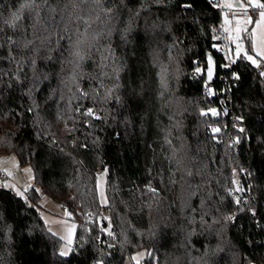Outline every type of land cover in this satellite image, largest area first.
<instances>
[{
  "label": "trees",
  "instance_id": "1",
  "mask_svg": "<svg viewBox=\"0 0 264 264\" xmlns=\"http://www.w3.org/2000/svg\"><path fill=\"white\" fill-rule=\"evenodd\" d=\"M192 2L0 0V157L34 173L0 184V264H264V66L233 38L228 62L222 7ZM43 197L77 225L68 257Z\"/></svg>",
  "mask_w": 264,
  "mask_h": 264
},
{
  "label": "rangeland",
  "instance_id": "2",
  "mask_svg": "<svg viewBox=\"0 0 264 264\" xmlns=\"http://www.w3.org/2000/svg\"><path fill=\"white\" fill-rule=\"evenodd\" d=\"M234 0H222V21H229L230 14L233 9H241L244 11H249L250 9L255 10V19L252 27L245 29L247 37L251 40L252 43V33L259 30L256 28V23L260 20V11L261 9H255L247 0H238V4L233 3ZM259 3L260 0H258ZM231 4L232 7H226L225 5ZM250 12V11H249ZM237 43L242 46V51L237 54ZM252 49V48H251ZM249 47L246 40L235 39L234 45V54L233 58H238L240 55L252 56L256 60V64H253L256 67L264 66V58L258 57L256 53L252 50L249 52ZM251 62V61H250ZM0 173L10 176V182L5 185V187L13 189L19 196L25 197V192L32 186L34 182V173L32 168L29 165L21 166L19 164L18 158L16 155H3L0 157ZM105 181L106 178L103 175H99L97 178V191L99 195V201L102 206H105L107 203L106 193H105ZM103 193V196L101 195ZM38 210L40 215L48 226L49 230L60 237L62 240V245L59 252L62 250L71 249L64 257H68L71 252L74 250L77 225L76 223L69 219L70 213L62 209L58 204L53 202L48 197H43L38 205ZM70 241V242H69ZM146 251L139 250L132 255L128 256L124 264H140V262L145 258Z\"/></svg>",
  "mask_w": 264,
  "mask_h": 264
},
{
  "label": "snow or ice",
  "instance_id": "3",
  "mask_svg": "<svg viewBox=\"0 0 264 264\" xmlns=\"http://www.w3.org/2000/svg\"><path fill=\"white\" fill-rule=\"evenodd\" d=\"M94 2H99V0H94ZM247 2L249 4H251L255 9H261L262 11H260V20L256 23V28L259 30V32L257 33L256 31H254L252 33V43H251V48L252 50L256 53V55L258 57L264 58V4L259 3L258 0H247ZM27 6V0H26V5ZM185 9H192L194 7V4L192 2V0H185V3L182 5ZM226 7L231 8L232 5L231 4H227L225 5ZM15 16V14H14ZM226 23L228 22L227 20L225 21ZM239 24V21L237 22ZM249 23H252L251 18L249 17L248 19H246L244 21V24L247 25ZM237 31L239 32L240 29L238 28ZM94 37H89L85 33H80L77 37V39L74 41L72 47L74 49L73 55L78 59V60H83L85 55L87 54L86 50L92 47V43L91 41L94 40ZM237 39H239V37H237ZM237 54L239 55V53L242 51V46L237 43ZM247 59L249 61H251V63L256 64V60H254L252 58V56L248 55ZM212 75V65H211V57H209V67H208V76L209 79L211 78ZM237 79H239V77H236ZM87 114H91V111L89 110V112ZM213 131H219V129H214ZM241 132L244 131V129H240ZM101 195L103 196V193H101ZM70 242V241H69ZM71 251V249H67V250H62L60 252L61 256H65L67 255V253Z\"/></svg>",
  "mask_w": 264,
  "mask_h": 264
},
{
  "label": "built area",
  "instance_id": "4",
  "mask_svg": "<svg viewBox=\"0 0 264 264\" xmlns=\"http://www.w3.org/2000/svg\"><path fill=\"white\" fill-rule=\"evenodd\" d=\"M208 2L214 3L217 6H221L222 0H207ZM234 4H238V0H234ZM212 33L214 37L220 42L218 46V52L226 58L229 62L231 60V44H232V35L227 31L223 26H213ZM99 173L102 174V171L99 170ZM10 182V176L6 174H0V184L7 185ZM232 195L236 193L234 190H231Z\"/></svg>",
  "mask_w": 264,
  "mask_h": 264
},
{
  "label": "crops",
  "instance_id": "5",
  "mask_svg": "<svg viewBox=\"0 0 264 264\" xmlns=\"http://www.w3.org/2000/svg\"><path fill=\"white\" fill-rule=\"evenodd\" d=\"M233 3H234V1H233ZM249 17L252 20V16H251L249 11H244L241 9H233L231 11L229 21L227 23L222 21L223 27L231 33L232 38H233V51H232V53L234 52L235 39H237V37H239L240 40H243V33L245 32V29L249 28L251 26V24L253 23L252 22V23H249L247 25L244 24V21L246 19H248ZM238 21H239V24L237 23ZM238 28L240 29L239 32L237 31Z\"/></svg>",
  "mask_w": 264,
  "mask_h": 264
},
{
  "label": "water",
  "instance_id": "6",
  "mask_svg": "<svg viewBox=\"0 0 264 264\" xmlns=\"http://www.w3.org/2000/svg\"><path fill=\"white\" fill-rule=\"evenodd\" d=\"M209 57H211V65H212V75H211V78L209 79V76H208V67H209ZM217 60L214 58L213 55H208L207 57V69H206V80L208 82H213L215 79H216V76H217ZM222 68L224 69H230V66L229 65H221Z\"/></svg>",
  "mask_w": 264,
  "mask_h": 264
}]
</instances>
